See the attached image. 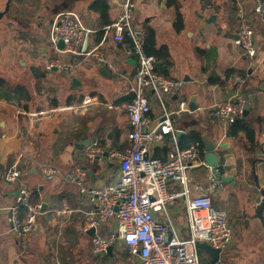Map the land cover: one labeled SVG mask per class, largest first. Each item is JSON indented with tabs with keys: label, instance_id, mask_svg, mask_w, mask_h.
<instances>
[{
	"label": "crops",
	"instance_id": "crops-1",
	"mask_svg": "<svg viewBox=\"0 0 264 264\" xmlns=\"http://www.w3.org/2000/svg\"><path fill=\"white\" fill-rule=\"evenodd\" d=\"M8 0H0L4 11ZM100 0H12L8 13L0 20V79L8 86L28 89V108L0 100V264H141L131 256L124 242L116 238L112 251L95 255L96 234L104 239L117 232L115 221L90 234L83 230L84 215L96 209L77 185L66 180V174L84 161L86 149L98 141L105 150H123L130 131L127 105L132 100L137 59L128 54L129 39L114 40L113 34L102 33L103 27L114 23L122 13L123 0H105L104 14L91 9ZM264 0H136L133 19L135 31L153 41L147 49L157 60V68L166 76L183 82L178 95L168 103L175 108L178 99L188 103L198 97V111L173 117L174 128L182 132L177 145L193 132L217 145L219 170L234 178L211 192V168L201 165L189 173L193 195L210 194L219 213L228 218L234 241L220 254L228 264H264V227L257 217L264 189V21L255 13ZM218 13L216 25L199 26L196 13ZM62 12H75L86 26L95 30L88 39V48L102 45L106 63L96 64L84 57L63 56L73 62L71 75L49 71V62L59 55L48 46L51 25ZM178 14L185 27L176 32ZM250 20L256 30L258 55L247 58L236 45L238 26ZM148 37V36H147ZM157 52L168 54L158 59ZM107 66L109 72L100 71ZM39 68L46 76L38 77L30 70ZM219 79V83L212 82ZM76 80V82L73 81ZM236 93L248 97V123L255 136L246 133L229 135L230 127L210 116L211 108ZM161 109L152 103L151 119L155 125ZM226 147L220 148L219 145ZM174 148L173 140L154 147L152 154L165 156ZM205 149V147H204ZM206 153V151H205ZM206 156V155H205ZM41 165H54L59 174L47 180ZM12 166L22 171L20 179H6ZM88 168L89 185L109 186L117 178V165L107 160ZM34 191L46 205L39 215L35 231L27 236L12 231L11 208L21 188ZM33 196V197H34ZM264 217V212H263ZM162 221L173 226L181 238L189 237L188 218L181 203L170 205L159 214ZM204 263H213L211 256L200 249Z\"/></svg>",
	"mask_w": 264,
	"mask_h": 264
},
{
	"label": "built area",
	"instance_id": "built-area-1",
	"mask_svg": "<svg viewBox=\"0 0 264 264\" xmlns=\"http://www.w3.org/2000/svg\"><path fill=\"white\" fill-rule=\"evenodd\" d=\"M122 13L112 24L103 27L105 35L113 34L114 40L130 41L129 55L137 59L134 86L131 88L132 100L127 105L130 131L128 144L123 150H105L98 141L90 144L84 155V162L75 165L67 174L66 180L78 186L81 193L95 204L96 209L84 215L83 230L97 231L115 221L117 232L104 239L99 234L94 239L95 255L108 252L111 243L121 239L131 256L139 257L141 264H206L200 255L199 243H207L221 253L234 238V231L225 214L215 210L212 197L193 195L190 188L189 173L192 169L206 165L199 144L181 149L178 145L177 130L173 117L189 113L188 102L178 99L176 107L171 108L168 101L179 94L183 82L166 76L157 69V60L145 50V36L135 31L133 19L136 0H123ZM255 13L264 21V1L257 3ZM95 30L85 25L75 12H62L54 19L50 34L49 48L59 55L49 62L47 69L57 68L64 75H71L73 62L63 56L84 57L96 64L106 63L102 45L84 48L86 41ZM63 42V48L59 43ZM236 45L250 60L258 55V43L254 24L242 19L238 26ZM152 103L161 109V116L153 125L151 119ZM248 97L236 93L228 100L215 104L210 116L232 127L244 117L248 109ZM173 140L174 148L165 156L152 154V149L164 144L166 138ZM107 160L117 165V178L109 186L89 185L88 168ZM47 180H53L60 172L54 165H41ZM22 175L18 166H12L6 179L16 183ZM211 192L221 186L213 173H210ZM34 191L21 188L11 208L12 231L19 236H27L35 231L37 219L43 214V202L32 203ZM181 203L188 218L189 237L178 236L173 226L159 218L170 205ZM28 213L21 218V209ZM211 264H228L221 258Z\"/></svg>",
	"mask_w": 264,
	"mask_h": 264
},
{
	"label": "trees",
	"instance_id": "trees-1",
	"mask_svg": "<svg viewBox=\"0 0 264 264\" xmlns=\"http://www.w3.org/2000/svg\"><path fill=\"white\" fill-rule=\"evenodd\" d=\"M177 0H168V4L169 5H177ZM92 10L96 11V12H100V13H106L108 11V6L106 4L105 0H100L97 1L95 4L92 5L91 7ZM185 27V21H184V17L181 14H178L176 23H175V29L176 32H181ZM103 33V30H101ZM148 36V37H147ZM145 35L144 38V44H145V50L149 55H152V52L150 50L147 49V45L149 42L152 43L153 41V32L149 31L148 35ZM130 43V42H129ZM157 57L158 59L162 58V56H168V54H162L160 52H157ZM158 69V68H157ZM219 79H213L212 82H216L219 83ZM0 100L5 101L9 104H16L18 106H23L24 108H28L27 104L31 101V95L30 92L28 91L27 88L23 87V86H17V87H10L7 85V83L3 80L0 79ZM244 118L238 120L232 127H230V131H229V135L231 137H237L239 136L240 133H246L248 138L250 140L254 139L255 136V132L253 130V128L248 124V123H243ZM181 142H185L186 145L183 146V144L180 145L181 149H185L188 147H191L192 145H196L199 144V149L202 155V158L205 157L206 153H205V149H204V145L202 142V138L201 135L197 132H193L191 134V136H189L188 138H184L182 140H179ZM40 201V198L38 195H35L32 199V203L35 204L37 202ZM28 213L27 209H21L20 211V216L21 218H24ZM206 264H211V263H206Z\"/></svg>",
	"mask_w": 264,
	"mask_h": 264
},
{
	"label": "water",
	"instance_id": "water-1",
	"mask_svg": "<svg viewBox=\"0 0 264 264\" xmlns=\"http://www.w3.org/2000/svg\"><path fill=\"white\" fill-rule=\"evenodd\" d=\"M11 1L12 0H8L5 10L4 11H0V20L3 19V17L6 15V13L9 12L10 7H11ZM196 17L198 18L199 22V26L201 27H208L211 25H216L218 23L219 20V14L218 13H211V14H204L201 11H198L196 13ZM236 39H238V35L235 37ZM60 48H63L64 43L60 42L59 43ZM84 48L87 49L88 48V41H86ZM1 49V46H0ZM32 71V73L34 75H37L38 77H45L46 74L44 72H41L39 68L36 67H31L30 69ZM53 71H58L57 68H53ZM102 74H104V72H109V75L104 74V76L106 77H110L112 75V73H110L111 71H108V67L105 66L101 69L100 71ZM74 82H76L75 79H73ZM198 97L197 96H193L191 97L189 103H188V109L189 112L191 113H196L198 111ZM248 114V110L245 111L244 116H246ZM182 132H178V136H181ZM208 133L204 132L202 134V142L203 145L205 147V151H206V162L208 164V166L211 168V172L215 175V177L219 180L222 181L223 183H232L234 181L233 177L230 176H224L220 170H219V166H220V161H219V157L216 154L217 151V145L212 142L211 140H209L207 138ZM220 148L226 147L225 144H221L219 145ZM259 188V192L260 195L262 197L261 203L258 205L257 207V217L260 219L263 227H264V217H263V212H264V189L260 188V186L258 185ZM45 207L46 205L43 204V208H42V212L45 211ZM90 234H95L96 233V229H91L89 231ZM199 249H201L202 251H205L206 253H208L211 258L213 259V261H217L220 259V254L221 251L219 249H215L212 246H210L207 243H199L198 244ZM112 251V247L108 248V252L110 253Z\"/></svg>",
	"mask_w": 264,
	"mask_h": 264
},
{
	"label": "rangeland",
	"instance_id": "rangeland-1",
	"mask_svg": "<svg viewBox=\"0 0 264 264\" xmlns=\"http://www.w3.org/2000/svg\"><path fill=\"white\" fill-rule=\"evenodd\" d=\"M233 241H234V238H233ZM233 241L231 242V244L233 243ZM231 244H230V245H231ZM223 253H224V255H225V253H226V250H225V251H223V252H222V254H223ZM223 260H225V259H223ZM225 261H226V260H225Z\"/></svg>",
	"mask_w": 264,
	"mask_h": 264
}]
</instances>
